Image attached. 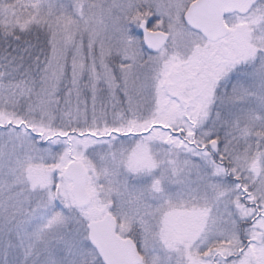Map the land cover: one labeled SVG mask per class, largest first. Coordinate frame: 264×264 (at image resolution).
<instances>
[{"label": "snow or ice", "instance_id": "snow-or-ice-1", "mask_svg": "<svg viewBox=\"0 0 264 264\" xmlns=\"http://www.w3.org/2000/svg\"><path fill=\"white\" fill-rule=\"evenodd\" d=\"M0 39V264H264V0H0Z\"/></svg>", "mask_w": 264, "mask_h": 264}, {"label": "rangeland", "instance_id": "rangeland-1", "mask_svg": "<svg viewBox=\"0 0 264 264\" xmlns=\"http://www.w3.org/2000/svg\"><path fill=\"white\" fill-rule=\"evenodd\" d=\"M13 44V47L15 46V42L14 41H10ZM33 42L35 43V38L33 37ZM40 45L43 47L44 46V37L43 34H41L40 36ZM7 43H5L2 39H0V50H2L3 48L7 47ZM33 71L35 72L36 70L33 69ZM90 103V102H89ZM0 257H2V252H0ZM15 257H10V259H14Z\"/></svg>", "mask_w": 264, "mask_h": 264}]
</instances>
